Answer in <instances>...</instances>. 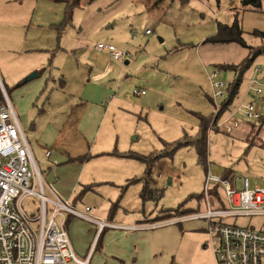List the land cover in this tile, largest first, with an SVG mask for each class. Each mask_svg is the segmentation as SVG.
I'll list each match as a JSON object with an SVG mask.
<instances>
[{"label":"rangeland","instance_id":"obj_1","mask_svg":"<svg viewBox=\"0 0 264 264\" xmlns=\"http://www.w3.org/2000/svg\"><path fill=\"white\" fill-rule=\"evenodd\" d=\"M241 1L80 0V4L72 9L71 24L60 32L57 25L66 17V0H0V40L11 38L10 43L2 42L8 43L5 49L25 51L22 61L11 64L10 69L0 58V74L35 151L37 164L43 171L47 162L37 149L34 134L48 122L58 119L57 124L65 125L71 118L78 117V113L65 116L58 112L65 104V98L85 90L82 85L93 77H89L91 72H102L99 67H93L94 63L98 60L103 67L110 68L105 79L119 83L123 80L116 91V96L122 93L121 103L116 99L118 106L111 109L104 119L101 117L103 122L97 124L100 136L93 135L89 140L74 145L73 149V154L88 155L76 194L85 191H81L82 185H86L91 176L106 182L98 184L95 191L88 192L78 203L70 202L72 207L81 211H86V206L93 207L88 211L93 217L98 210L107 211L113 202L112 208L116 207L118 200L120 215L125 214L123 205L136 214L140 212L141 215L145 211L149 216L158 213L164 217L184 203L185 208H192L187 214L201 212L206 210L202 197L208 167L225 178L248 176L253 184L264 186V121L248 118L238 110L244 100L255 101L260 114L264 115V92L260 95L247 93L255 69L261 67L264 75V51L245 70L239 93L230 110L224 113L225 117L238 120L239 127L228 133L222 127L212 129L211 122L207 163L201 161L192 142L176 149L173 147L174 142L196 139L200 132L199 115L214 118L228 100V88L235 72L231 69L224 71L219 65H238L251 54V48L264 50V37L253 34L255 30L264 31V0L258 10L244 7ZM236 16L242 21L243 36L251 48L235 42L206 41L216 31L217 22L233 23ZM149 29L151 33L148 35ZM103 42L127 51L128 57L117 60L106 48L99 50L97 45ZM90 51L98 59H91L93 57L88 56ZM126 60H129L128 64ZM29 63L37 64L41 70L48 67L47 72L26 84L19 85L22 80L14 82L11 76L28 67ZM215 70H219V79L226 84V95L220 100L213 98L209 78ZM52 86L56 89L53 90ZM135 88L145 89L146 94L134 95ZM58 98V105L51 103ZM254 124L255 128H252ZM62 145L65 146L64 142ZM127 154H141L147 158L135 159L125 156ZM46 174L47 171L44 173L47 181L50 178ZM131 180L137 181L128 185ZM146 184L149 191L144 200L140 192ZM211 186V192L216 190L215 185ZM219 192L217 197L221 200L223 193L221 189ZM46 195L52 196L48 189ZM23 207L36 217L40 201L30 195L23 202ZM235 222L258 225L259 219L240 217ZM87 224L81 222L77 225L82 235L88 228ZM182 225L185 231L203 235L186 239L171 263L209 264L205 256L197 252L195 244L197 241L201 245L208 244L204 249L212 255L209 236L203 229L204 221L191 220ZM88 226L94 233L95 224ZM70 237L76 256L84 259L91 236L88 239L83 237L81 241L71 230ZM96 241L93 247L96 251H92L89 264H117L111 260L107 263L105 257L99 258L102 240L99 247H96ZM79 244H82L84 253L78 249Z\"/></svg>","mask_w":264,"mask_h":264},{"label":"built area","instance_id":"obj_2","mask_svg":"<svg viewBox=\"0 0 264 264\" xmlns=\"http://www.w3.org/2000/svg\"><path fill=\"white\" fill-rule=\"evenodd\" d=\"M149 32L150 29L147 34ZM97 48H106L117 60L128 57L127 51L117 49L113 44L103 42ZM209 78L213 98L220 100L226 95V84L219 79V70H215ZM250 92L257 95L264 92L261 67L255 69V75L249 81L247 93ZM133 93L145 94L146 90L135 88ZM238 110L251 119L259 120L262 115L255 101H245ZM239 125L238 120L230 118L223 130L230 133ZM50 154L49 151L47 155ZM205 178L203 200L206 210L173 216L155 223V226L204 219L209 245L217 264H264V186L253 184L248 176L242 179L225 178L210 167L206 170ZM212 184L216 187L213 192ZM47 189L52 196L46 195ZM219 189L223 193L221 200L217 197ZM30 195L40 201L39 215L36 217L23 207V202ZM89 210H75L54 192L52 183L43 180L29 139L0 74V264H88L91 254L81 259L74 252L65 227L67 214L64 212L94 221L100 230L108 225L118 226L90 216ZM240 217L258 218L259 224L249 222L248 225H240L235 222ZM229 219L234 220L228 222Z\"/></svg>","mask_w":264,"mask_h":264},{"label":"crops","instance_id":"obj_3","mask_svg":"<svg viewBox=\"0 0 264 264\" xmlns=\"http://www.w3.org/2000/svg\"><path fill=\"white\" fill-rule=\"evenodd\" d=\"M2 38L6 39V36L2 35ZM11 40H12L11 38L4 41L0 40V58L2 62L4 61L6 63L7 69L8 68L10 69L12 65L19 64L20 61H22L21 59L23 57L22 56L23 52H25L23 49L20 50H14L11 48L5 49L4 47L8 46V43L3 44L2 42L10 43ZM27 56L25 57L26 59L29 58ZM88 56L93 57L91 59H98L95 55L91 54V51L90 53H88ZM125 63L128 64L129 60H126ZM93 67H97V68L99 67V69L102 70V72L96 74H94V71L91 72L89 74V77H92V75L93 77L88 78L87 82L82 85V87L85 90L82 93L80 92L73 93V95L76 96L71 97L70 95L68 98H65L66 102L65 104L61 105L62 108H60L61 110L58 112L59 115H65V116H73L74 114L78 113V117L74 119L71 118L70 122L66 123L65 125H61V123L60 125L57 124L56 121L58 119L54 120L52 123L48 122L47 124L43 125L42 128H40V132H36L34 134L35 141H37L36 142L37 149L38 151H41L42 154H44L43 158L47 162L46 170L43 171L40 168L43 176V180H45L44 173L47 171L46 175L50 179L47 181L45 180V182L52 183L53 190L54 192L57 193L59 197H62L65 201H68L69 203L73 202L75 204L76 202L78 203V201L83 200L85 195L88 194V192L95 191V187L98 184L101 185L105 184L106 180H96L91 178L92 177L91 176L89 179H87L86 185H82L84 188L81 191L85 190L83 197H79L78 194H76L79 187L78 185L79 180H81V174H83L84 171L86 170L85 163H87L88 155L83 156L77 153L73 154L74 145L76 146L77 144H81V142L84 140H89L91 137H93V135L99 137L100 134L97 129V124L100 122L102 123L105 116L108 115V112L114 107L118 106L116 105L115 102L116 99L120 101V103L122 100L121 97L122 93L116 96V91L118 89L119 84L123 83V80L121 79L119 83L116 82L115 80L105 79L106 78L105 76L110 73V68L108 66L103 67L102 62L99 63L98 60L97 62L94 63ZM44 68H45L44 70H41V68L39 69V66H37V64L29 63L28 67L19 69L18 72H16L15 76L12 75L11 77L14 78L13 79L14 82H20L22 80V82H20L19 85L26 84L24 82V80L26 79L25 78L26 75H28L31 71L32 73L37 72L39 73L38 77L40 78L42 77L44 71L47 72L48 67H44ZM47 78H50V76H47ZM54 78H55L54 80H56L57 77ZM63 81L64 80L62 79V83H64ZM3 83L5 88L9 92V89L7 88L8 86L4 80ZM114 84L116 86L115 89L113 86ZM52 88L53 90L56 89L54 86H52ZM141 90H145V89H141ZM145 94H136V95H145ZM59 101L60 99L58 98L53 100V102L51 103H55L58 105ZM244 102L245 100L242 103ZM231 105L232 103L230 104V106ZM218 108L219 107H216V109ZM220 110L221 108L219 109V111ZM218 113L216 114L217 116L215 115V117L212 118V121H214V126L211 127L212 129L214 127L215 128L222 127L223 129V126L226 125L227 121L230 120L231 118L229 116L225 117L224 114L218 117ZM100 119L102 121H100ZM255 125L256 124H254V128ZM106 131L110 133V130H106ZM62 142H64L65 146L62 145ZM30 146H31V150L33 151L31 142H30ZM49 151L51 152V154L48 156L47 153ZM34 152L35 151H33V153ZM122 155L123 154H121V156ZM232 177H237V176L234 175L231 176V178ZM136 181L137 180H131L129 181L128 185ZM147 187L148 186L146 184L143 187L142 191L140 192V195L144 200H146L145 198L146 196H148L147 193L149 191V188ZM125 189L126 187L122 189V192ZM108 202H111V199ZM113 204L114 202L112 203V206ZM112 206L109 207L110 209L108 208L109 211L108 210L106 211V209H104L103 211L98 210L97 211L98 213L95 214L96 215L95 218L103 220L104 222L107 223L110 222L116 224L118 226L108 225V226H104L102 230H100V227L96 222L87 220L77 214L74 215L73 213L67 212L65 227L68 230L70 243H72L70 237L71 230L75 232L76 237H78V240L81 241L83 240V237H86V239H88L91 236L90 239L91 241L89 244L90 246L88 247L87 252L84 253V250L81 248L82 244L78 245V249L80 250V252H83L85 254L84 258L87 257L88 254H91L90 255L91 259L89 263L92 260V251L96 239H97L96 247H99V242L100 240H102L101 242L102 244L100 246L101 254L99 258L102 259L103 257H105L107 263H109V261L111 260V261H115L117 264H172L171 261H174L176 259L179 247L182 246V244L186 239H190V238L194 239L196 235L201 237L203 235V233L199 234L198 232L195 231L190 232L191 230L185 231V228L182 225L183 223L155 226V223H160V221L166 219V218H162V216L158 215V213L149 216L146 215L144 211L143 214L140 215V212L136 214L133 211V209L123 205L121 207H122V211H124L125 214L121 212L123 214L120 215L118 211V208L120 207L119 200L117 202L116 207L112 208ZM87 208L90 209L89 211L93 210V207L86 206V209ZM201 220H203L205 224V227L203 228L204 232L208 235L206 229L207 228L206 220L204 219ZM187 221H191V220H187ZM81 222L86 224L88 223L91 225L95 224V227L97 228L95 229L94 233H92L91 231L92 228L89 227L87 224L88 228H86L83 234L86 236H83L81 231L77 228V225H79ZM179 224H181V226ZM191 229L194 230V228ZM195 244H196L197 252L205 256L209 264H217L216 257L213 251H212V255H213L212 256L206 249H204L208 247V244L207 245L205 243H204L205 245L202 244L203 247L201 245V242L199 241H197V243ZM72 247L75 252L74 243H72ZM95 251H93V253Z\"/></svg>","mask_w":264,"mask_h":264},{"label":"trees","instance_id":"obj_4","mask_svg":"<svg viewBox=\"0 0 264 264\" xmlns=\"http://www.w3.org/2000/svg\"><path fill=\"white\" fill-rule=\"evenodd\" d=\"M67 1V13L66 17L62 20V22L57 25L58 30L61 32L64 30L69 24H71V18L73 14V8L77 5L80 4V0H66ZM263 0H242L241 5L244 7L248 8L251 7L254 10H258L262 5ZM244 29L242 26V21L239 20L238 16L234 19L233 23H223V22H218L217 24V30L212 36L206 39L207 42L210 43H221V44H228L229 42H235L238 43L239 45L246 46L251 48L250 45L247 44L245 37L243 36ZM255 36H263L264 37V31L261 30H255L253 32ZM264 50L261 48L259 49H253L251 48L250 52L251 54L242 62L241 64L235 65V64H220V68H222L224 71H228V69H231L235 72V78L234 80L230 83L229 88H228V100L225 101L224 105L221 107V110L218 113V117H220L222 114H224L227 110H229V106L231 103L234 102V98L238 95L240 87L242 85V77L244 75V72L249 66L253 63L254 59L257 58V56L262 53ZM200 118V125H199V135L196 139L193 141H177L173 143L174 149L192 142L195 147L198 150V153L200 155L201 161L204 162L205 164L207 163V138H208V129L210 127V124L212 122V117H206L204 115H199ZM217 119V118H216ZM259 121H264V115H261V118ZM254 128V125H253ZM130 157H133L135 159L139 158L143 160L144 158H147L141 154H127ZM85 191L83 193L78 194L79 197H82L84 195ZM144 195V192H143ZM200 197V196H199ZM202 197V195H201ZM200 197V198H201ZM203 198V197H202ZM185 204V203H184ZM182 204L176 209L170 210L164 217L162 218H170L173 216H179V215H185L186 212L192 211V208H185V205Z\"/></svg>","mask_w":264,"mask_h":264},{"label":"water","instance_id":"obj_5","mask_svg":"<svg viewBox=\"0 0 264 264\" xmlns=\"http://www.w3.org/2000/svg\"><path fill=\"white\" fill-rule=\"evenodd\" d=\"M38 76H39V73H37V72H33V73H31L29 76L26 77V79L24 80V82L26 83L27 81H29V80H31V79H33V78H36V77H38Z\"/></svg>","mask_w":264,"mask_h":264}]
</instances>
